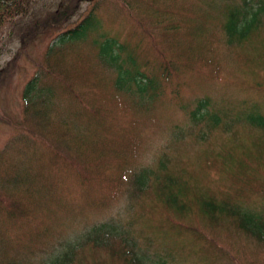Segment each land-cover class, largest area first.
Returning a JSON list of instances; mask_svg holds the SVG:
<instances>
[{"label": "rangeland", "instance_id": "374dc122", "mask_svg": "<svg viewBox=\"0 0 264 264\" xmlns=\"http://www.w3.org/2000/svg\"><path fill=\"white\" fill-rule=\"evenodd\" d=\"M144 1L149 6L141 10L105 12L102 27L105 38H115L119 46L127 42L128 51L137 54L139 68L146 73L164 70L167 63L162 61L179 56L181 65L175 62L166 66L172 80L162 93L140 99L135 91L114 89L110 81L92 87L84 77L88 68L97 67L110 77L119 75V70L116 64L113 69L102 60L98 62L91 39L58 54L57 67L74 92L89 100L93 88L98 103L108 104L107 113L113 119L110 126L87 128L92 118L86 107L66 109L63 99L43 130L45 141L31 135L35 145L12 151V147L17 148L16 134L30 133L18 128L22 122L39 129L36 120L26 119L23 90L47 65L43 55L51 39L29 46L20 56L12 80L0 87V152L12 139L4 153L11 170L7 172L6 164L1 170L4 175H27L16 187L0 194L6 204L16 203L29 214L30 227L37 233L34 241L24 236L28 234L25 218L18 221L19 225L7 227L9 230L0 226V264L31 260L48 264L49 255L53 260L60 256L62 244L77 242L78 235L89 226L108 222L125 234L128 241L124 245L134 246L133 240L136 242L138 253L148 263L264 264V240L245 232L239 218L226 212L218 216V223L209 224L196 202L205 198L210 208L214 207L212 213L225 205L229 210L248 211L244 225L264 234V0ZM154 41L162 53L156 51ZM18 46L17 38L6 45L0 68ZM117 47L113 52L125 62L129 53ZM201 102L205 105L199 107ZM73 109L81 115L73 122L71 119L74 135L70 140L61 120ZM124 116V123H115ZM206 122L210 129L205 128ZM125 127L130 134L124 152L118 132ZM84 132L88 135H82ZM107 133L96 139L91 136ZM51 143L65 145L66 156L90 174L105 179L110 175L97 194L103 192L102 198L93 197L92 201L84 193L74 179L79 174L71 166L64 167L62 173L48 171ZM161 162L166 171L159 170ZM145 169L147 173L149 170L147 181L136 184L132 174ZM170 174L178 178L177 183L169 182ZM60 176L69 190L62 192L56 203L51 201L48 186ZM180 186L189 190L188 195L180 196L187 207L176 212L172 207L177 204ZM180 225L189 231L194 227L198 234H180ZM12 227L23 229V237L10 239L9 234L15 232ZM50 230L56 233L55 238L44 237ZM77 250L84 262L80 259L81 264H129L110 249L87 246Z\"/></svg>", "mask_w": 264, "mask_h": 264}, {"label": "trees", "instance_id": "16d2710c", "mask_svg": "<svg viewBox=\"0 0 264 264\" xmlns=\"http://www.w3.org/2000/svg\"><path fill=\"white\" fill-rule=\"evenodd\" d=\"M148 6V3L144 0H0V55L4 52L6 45H8L10 41H14L15 38L19 41V46L14 55L0 68V87L12 80L16 74V66L21 58L20 56L29 46L35 44L36 41H43L46 39H51L52 42V44H49L46 53H44L45 56L43 55L48 61L47 65L43 66L40 71H37V73L31 77L23 90L26 119L30 117L33 120H36L38 125H40L39 129L33 130L30 125L22 122V127L18 126V128H25V130L30 133L26 134L24 132H18L14 142L17 148L12 147V151L17 150L19 152L23 148L26 149V145L30 143L35 145V137H32L31 135L42 137L45 141L43 130L46 128V124L49 123L51 115L58 110L57 108L60 106V102L63 99H65L63 105L66 109H72L75 107L83 110L84 106L86 107L85 111H87L88 115L92 118V122L89 123L87 127L89 129L93 127H103L105 125L110 126L113 122V119L107 113L108 104L105 103L102 105L98 103V100H96L98 98L94 95L93 88L89 90V100H85L84 97L74 92L70 83H68L66 78L63 77V71L57 67L59 58L58 54L61 49L65 50L70 46L77 45L79 42H87L91 39V43L97 48L95 49V54L98 62L102 60L113 69L115 64L118 65L119 75H114L113 77H110L107 72L100 70L97 67H95V69L88 68L84 72V77L89 79L92 87H101L105 81H110L114 89L116 88L118 91H135L139 95V98L142 99L148 95L155 96L157 93H162L164 89L169 86L168 82L169 80H172V73L166 66L169 63L175 62H178L181 65L183 62L180 60L179 56H175V58L170 57V61H162V63H167L164 70H152L146 73L139 68L137 54L133 51H128V48L130 47L127 42L122 41V45L119 46V43L115 41V38H105L107 33L104 32L105 28L102 27L103 15L109 10L115 13L125 14L127 13V10H141ZM99 29H102L103 31L100 32ZM156 32L157 31H155L154 34H156ZM166 32L173 35V33ZM116 46H118L117 48L119 49L124 48L129 53L125 62L120 59L119 54L113 52L115 49L113 47ZM153 46L156 48V51L160 53L163 52L156 41H154ZM149 63L150 62H148V64ZM144 78L146 79L144 85L139 84ZM204 105L205 102H201L199 107ZM195 114L193 115L194 120L197 119L195 118ZM80 115L81 113L75 111V109L71 111L69 110L63 120H61V125L67 130L66 135L70 140H72L74 135V131L70 128L71 119L73 122ZM0 116L2 117L1 111ZM125 117L126 116L119 117L120 119L115 123H124ZM5 121H7L6 118ZM205 128L210 129L209 123L206 122ZM129 134L130 133L127 132L126 127L118 132V135L122 136L124 141L120 143V149L124 152L127 149L125 143H128L129 141L127 138ZM82 135L88 134L84 132ZM107 135L108 133L104 135L93 134L91 136L96 139ZM109 136L111 137L112 135L109 133ZM10 143H12V139L8 141L6 146L0 152V191H7L10 187H16L19 182L24 180V177L27 178V175L21 172L12 175H4L2 173L1 166L6 164V154L4 153L10 148ZM50 145L51 155L48 156V158L50 159L51 166L48 168L49 172L55 170L62 173L64 167L71 166L79 174V176L74 178L75 182L82 186L84 193L89 195V197L92 198V201H95L93 197L102 198L105 195L102 192L97 197V194L102 190V187L108 182L107 179L111 178L110 175H106L107 179H105L101 175L90 174L85 167L76 163V161L72 160L70 156H66V152L64 151L66 147L65 145L62 147L53 143ZM159 168V170H167L166 165L163 162L160 163ZM6 170L8 173L11 170L8 168L7 164ZM148 174L149 170L147 173L146 169L143 170L142 173H133V180L136 184L138 182H145L147 181L146 176ZM99 177L102 178V181L96 180ZM167 177L172 184L178 182V178L171 174L167 175ZM101 182L102 184H100ZM50 184L52 185H50V187L48 186V191L51 194V201L59 203L58 201L61 193L69 190V184L62 176L56 178ZM63 185L65 186V189L60 187ZM179 189V195L175 196L177 204L172 207L176 212H182L183 210L181 209L187 207L186 201H183L180 196L188 195L189 193L188 188L185 186H180ZM196 202L197 206L202 207L204 218L208 220L209 224L218 223L220 220L218 216L221 213L226 212L227 214H231L234 218H239L241 227L245 232L251 234L254 238L260 241L264 240V234L262 235L258 230H253L247 224L244 225L243 221L246 222L248 219V211L242 212V209L238 211L236 209L234 211L229 210L228 205H225L219 207L218 212L212 213L214 207L210 208L211 205L208 204L205 198L199 197ZM24 218L28 221V234H22L21 232L23 229L12 227L15 229V232L9 234L10 239L16 241L18 237H23L24 235L30 237L34 241V239L37 238V233L35 232V229L32 230L30 227L29 214L22 210L21 206L16 203L6 204V200L0 194V226L7 228L15 223L19 225L21 222L18 221H21ZM60 220H62L61 217ZM249 220L251 222L254 221L251 217ZM251 225L253 224L251 223ZM90 227L91 226L78 235L77 242L72 241L62 244L64 247L63 251L55 260L49 255L48 264H81V256L79 255L77 248L82 247L86 249L87 246L101 250L110 249L114 253L122 255L129 264H155L154 262H145L142 259V256L137 251V244L134 240V246L124 245L123 243H127L128 241L127 237H125L124 233H120L119 228L117 226L115 227L112 223L108 222L97 226L92 225V227ZM151 227L153 228L154 224L151 225ZM178 228L180 234H198V230L194 227L192 231H189L185 225H180ZM49 232L50 233L44 237H47L48 239L55 238L56 233L52 230ZM47 238L44 240L45 243H47ZM121 250H123L124 253H122ZM77 255V259H74V256ZM24 264H44V262L41 263L36 260H31V263ZM156 264H165V261L162 260Z\"/></svg>", "mask_w": 264, "mask_h": 264}]
</instances>
